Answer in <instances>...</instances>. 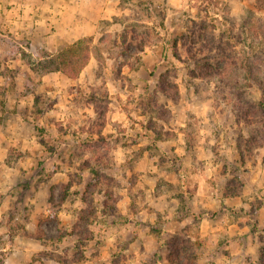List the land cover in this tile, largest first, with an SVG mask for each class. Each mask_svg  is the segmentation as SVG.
<instances>
[{
  "label": "rangeland",
  "instance_id": "rangeland-1",
  "mask_svg": "<svg viewBox=\"0 0 264 264\" xmlns=\"http://www.w3.org/2000/svg\"><path fill=\"white\" fill-rule=\"evenodd\" d=\"M0 264H264V0H0Z\"/></svg>",
  "mask_w": 264,
  "mask_h": 264
},
{
  "label": "trees",
  "instance_id": "trees-1",
  "mask_svg": "<svg viewBox=\"0 0 264 264\" xmlns=\"http://www.w3.org/2000/svg\"><path fill=\"white\" fill-rule=\"evenodd\" d=\"M161 27L164 24L160 23ZM82 40H78L66 48L60 50L55 55L47 59L48 64L44 65L47 70L61 71L68 77H75L87 60L86 53L83 52Z\"/></svg>",
  "mask_w": 264,
  "mask_h": 264
},
{
  "label": "crops",
  "instance_id": "crops-1",
  "mask_svg": "<svg viewBox=\"0 0 264 264\" xmlns=\"http://www.w3.org/2000/svg\"><path fill=\"white\" fill-rule=\"evenodd\" d=\"M69 4V3H68Z\"/></svg>",
  "mask_w": 264,
  "mask_h": 264
}]
</instances>
